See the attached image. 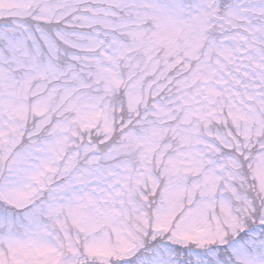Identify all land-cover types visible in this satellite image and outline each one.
Instances as JSON below:
<instances>
[{"label":"snow or ice","instance_id":"snow-or-ice-1","mask_svg":"<svg viewBox=\"0 0 264 264\" xmlns=\"http://www.w3.org/2000/svg\"><path fill=\"white\" fill-rule=\"evenodd\" d=\"M0 264H264V0H0Z\"/></svg>","mask_w":264,"mask_h":264}]
</instances>
